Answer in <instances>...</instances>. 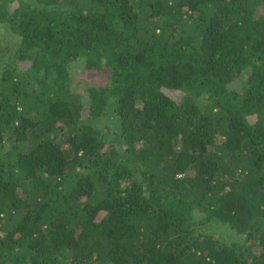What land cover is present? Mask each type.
Instances as JSON below:
<instances>
[{
  "label": "trees",
  "instance_id": "obj_1",
  "mask_svg": "<svg viewBox=\"0 0 264 264\" xmlns=\"http://www.w3.org/2000/svg\"><path fill=\"white\" fill-rule=\"evenodd\" d=\"M0 264H264V0H0Z\"/></svg>",
  "mask_w": 264,
  "mask_h": 264
}]
</instances>
